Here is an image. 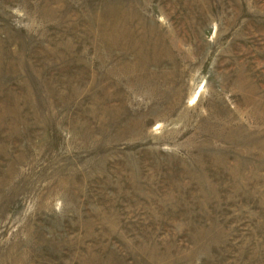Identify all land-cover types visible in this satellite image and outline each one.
I'll use <instances>...</instances> for the list:
<instances>
[{"label": "rangeland", "instance_id": "1", "mask_svg": "<svg viewBox=\"0 0 264 264\" xmlns=\"http://www.w3.org/2000/svg\"><path fill=\"white\" fill-rule=\"evenodd\" d=\"M0 264H264V0H0Z\"/></svg>", "mask_w": 264, "mask_h": 264}]
</instances>
